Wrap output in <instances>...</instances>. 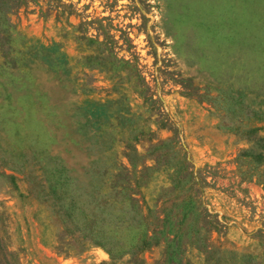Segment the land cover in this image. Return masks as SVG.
I'll return each mask as SVG.
<instances>
[{
    "label": "rangeland",
    "instance_id": "374dc122",
    "mask_svg": "<svg viewBox=\"0 0 264 264\" xmlns=\"http://www.w3.org/2000/svg\"><path fill=\"white\" fill-rule=\"evenodd\" d=\"M0 165V264H264V0H0Z\"/></svg>",
    "mask_w": 264,
    "mask_h": 264
},
{
    "label": "trees",
    "instance_id": "16d2710c",
    "mask_svg": "<svg viewBox=\"0 0 264 264\" xmlns=\"http://www.w3.org/2000/svg\"><path fill=\"white\" fill-rule=\"evenodd\" d=\"M3 8H5V7H2V9ZM134 140H137V139H134ZM128 146H131V143L125 141L124 147H128ZM132 149L134 151V154L141 156V154L138 152L136 144L134 145V148L132 146ZM126 151L127 150L122 151V156L126 161L122 162V160H121L120 165L122 166L123 170L128 171L127 173H129V175H127V173H126V175L123 176L121 172H120L121 174L120 173L115 174V176H120L119 178L122 181H121V183H118L120 181H117V179H116L112 183L111 188L119 190V191L122 190L123 188H125V190L128 191L126 198H127V200H130L132 203V206H134L137 203V201H139V198L135 197V196L141 195V192L139 191V189H137L138 180L143 175L144 171L149 168V166L146 165L144 162H141L140 163L141 168L138 169L137 165H135V163L133 162L130 153L128 151L127 152ZM129 168H132L133 170H130ZM0 173L7 176V177L13 178V175L6 173L1 168H0ZM133 178L135 180V183H134L135 185L132 184ZM171 204H174V203H171ZM140 207H142L141 204H140ZM149 212H150V208H146L145 212L142 213L140 210H138V212H136V213L140 214L141 219L145 220L146 213H149ZM162 214H163V218L161 219L162 225H159V223H158L159 217H157L156 221H152L151 223H149L147 220L146 221L143 220V224L145 225V230H144V233L141 235V238L136 243L135 248H137L140 251L143 250L144 248H146L149 245V243L152 242V240H157L158 236L165 237L167 242L169 243V246H170V243L174 242V241L176 243L181 244V238L184 234L179 232V235H176V232L174 234V232H172V229L170 227H168L169 225H171L170 211L167 210L165 212H162ZM187 214H188V212L186 211V212L182 213V216L179 217L180 227L185 222ZM132 220H134V222H136V224L138 223L137 225H139L140 224L139 221H141L140 218H138V219L132 218ZM94 228H95V222L94 221L87 222L85 230H88V233L83 234L82 240L87 239L89 241L98 242L97 239H95L97 235H91V232H92V230H94ZM68 246H72V245H68ZM111 251L112 250L110 249V252ZM111 255H112V253H111ZM166 255H168V251L166 252ZM169 257H172V252H170V251H169ZM100 264H107V263L103 262ZM111 264H114V263H111Z\"/></svg>",
    "mask_w": 264,
    "mask_h": 264
}]
</instances>
